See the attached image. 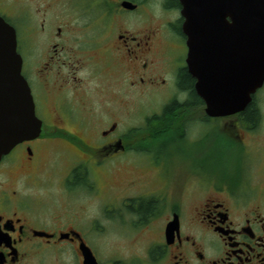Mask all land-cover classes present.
Here are the masks:
<instances>
[{"label":"flooded vegetation","instance_id":"flooded-vegetation-1","mask_svg":"<svg viewBox=\"0 0 264 264\" xmlns=\"http://www.w3.org/2000/svg\"><path fill=\"white\" fill-rule=\"evenodd\" d=\"M182 8L0 0L42 122L0 160V264H264V85L243 110L210 114L187 53L181 67L166 61L186 43ZM123 11L132 22H102ZM180 144L201 145L191 167ZM215 157L227 166L210 169ZM48 165L67 172L48 179ZM80 187L96 215L85 198L65 203Z\"/></svg>","mask_w":264,"mask_h":264},{"label":"water","instance_id":"water-1","mask_svg":"<svg viewBox=\"0 0 264 264\" xmlns=\"http://www.w3.org/2000/svg\"><path fill=\"white\" fill-rule=\"evenodd\" d=\"M181 1L187 65L209 112L242 110L264 84V0ZM41 130L16 31L0 18V160Z\"/></svg>","mask_w":264,"mask_h":264},{"label":"rangeland","instance_id":"rangeland-1","mask_svg":"<svg viewBox=\"0 0 264 264\" xmlns=\"http://www.w3.org/2000/svg\"><path fill=\"white\" fill-rule=\"evenodd\" d=\"M74 1L76 3V0H74ZM99 13L100 12L96 9V14H97L96 16H99L98 15ZM157 13H159V12H157ZM73 15H74V13H73ZM135 16H136V14L133 12H124V11L123 12H113L112 15L107 16V18L105 20H103L102 22L112 23V26H113L112 29L114 30V25L116 24V22H132V19ZM186 52H187L186 45H185L184 41L181 39L179 43H177L175 46L171 47L167 51L166 61L168 63L171 62V64H170L171 68L181 67L183 65V58L185 57ZM172 92H173L172 90L160 91L152 99H158V100L165 99L168 97V95L172 94ZM200 146L201 145H199V144L193 145V146L180 144V145H178V147L180 148V151H178L177 146H176V154L178 157V161L179 160L183 161L187 164V166H190L187 154L191 153V151L188 148H191L192 150H196ZM194 152L195 151H193V153ZM58 161L61 162L60 159H58ZM227 163L228 162L223 157H215L214 160L210 161V169L215 168L217 165H221L223 167H226ZM49 165L46 167L47 170L44 173L48 177V179H56V178L58 179V178H60V176L62 174H65L67 172V170L64 169L63 170L64 173H63L62 169H61L64 166H65V168H67V165L65 163H64L63 167H61V168L58 167L56 172H52ZM97 166L98 165L92 166L93 175H94V178L96 179V180H94V178H93V184H95V186L93 188L97 191V193H101L105 187H104V183L101 181V177L97 173V170L94 169V167H97ZM211 171H214V170H211ZM61 177H63V176H61ZM116 179H120V178H116ZM72 189L76 193L74 192V195L71 197H68L65 194L66 199L64 201L66 204L71 205L72 207H75V205L77 204V197H78V202H79V197L81 194L84 193V189L81 187L80 188H72ZM56 192H57V188H54L50 193H56ZM87 196L88 195H86V196L83 195L82 197H80V201H82V199L85 198L84 202L83 201L81 202V207L84 206L82 208V211H86L90 214L96 215V208L92 202V199L86 198ZM48 200H52V197H48Z\"/></svg>","mask_w":264,"mask_h":264},{"label":"trees","instance_id":"trees-1","mask_svg":"<svg viewBox=\"0 0 264 264\" xmlns=\"http://www.w3.org/2000/svg\"><path fill=\"white\" fill-rule=\"evenodd\" d=\"M182 83L185 85V86H189L190 85V83H192V81H191V77L189 76V75H187V74H183L182 75ZM81 176V175H80ZM79 175L77 176L76 175V177H80Z\"/></svg>","mask_w":264,"mask_h":264}]
</instances>
